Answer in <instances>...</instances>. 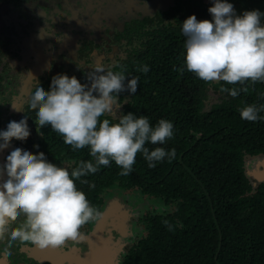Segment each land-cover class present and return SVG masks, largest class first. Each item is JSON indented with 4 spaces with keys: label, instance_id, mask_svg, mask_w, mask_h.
Instances as JSON below:
<instances>
[{
    "label": "trees",
    "instance_id": "1",
    "mask_svg": "<svg viewBox=\"0 0 264 264\" xmlns=\"http://www.w3.org/2000/svg\"><path fill=\"white\" fill-rule=\"evenodd\" d=\"M193 1L194 10L188 17L195 15L198 21L206 15L212 18ZM169 6L162 8L167 11ZM169 17L158 18L152 30L145 32L147 38L137 46L132 44L127 59L108 69H123L129 79L138 77V88L135 94H120L119 115L106 114L101 120L118 123L131 112L147 117L153 127L160 119L170 121L173 138L146 147L150 151L155 147L168 152L175 149V158L169 162L166 157L149 167L138 154L128 176L119 175L122 169L112 161L81 178L95 187L80 181L76 185L99 212L106 194L114 188L130 193L133 199L137 194L145 203L164 210L139 217L145 236L130 246L123 264H264V180L254 182L248 173L249 166L264 159V119L249 122L240 115L246 106L264 105V82L244 86L206 83L188 72L182 32L188 17L172 13ZM145 65L147 73L138 71ZM181 67L183 74L174 70ZM76 78L86 83L82 76ZM221 87H248L249 91L232 97L221 92ZM29 114L36 117L31 108ZM259 115L264 117V112ZM29 130H36L33 121ZM40 131L49 162L64 167L62 160L71 159L69 172L80 161L94 162L88 147L73 150L50 125Z\"/></svg>",
    "mask_w": 264,
    "mask_h": 264
},
{
    "label": "clouds",
    "instance_id": "2",
    "mask_svg": "<svg viewBox=\"0 0 264 264\" xmlns=\"http://www.w3.org/2000/svg\"><path fill=\"white\" fill-rule=\"evenodd\" d=\"M208 12L211 20L198 21L192 15L182 24L186 70L206 83L223 81L244 86L264 82V13L251 10L236 15L228 0H213ZM39 38L43 39L40 34ZM174 70L183 74L184 67ZM138 71L147 73L149 69L145 65ZM138 79L127 78L123 69L106 71L103 65H97L86 76L87 83L75 76L57 74L52 77L50 90L37 84L30 108L36 111L40 128L50 125L73 150L88 147L94 162L80 161L69 172L49 162L43 152L32 154L19 147L10 152L6 163L0 164V242H7L6 253L17 241L40 249L84 241L86 237L80 229L99 219L101 213L78 189L76 181L89 184L81 178L95 174L101 166L114 161L122 169L119 175L128 176L138 154L143 155L149 167L166 157L169 162L175 158V149L168 152L155 147L150 151L146 147L147 143L163 145L173 138L170 121L160 119L153 127L147 117H136L131 112L122 115L118 123L101 120L119 110L121 93L137 92ZM220 91L236 97L249 88L221 87ZM260 112H264V105L253 104L241 109L240 115L255 122L264 119ZM29 136L27 117L10 121L7 129L0 131V152L10 147L13 139L26 141Z\"/></svg>",
    "mask_w": 264,
    "mask_h": 264
},
{
    "label": "flooded vegetation",
    "instance_id": "3",
    "mask_svg": "<svg viewBox=\"0 0 264 264\" xmlns=\"http://www.w3.org/2000/svg\"><path fill=\"white\" fill-rule=\"evenodd\" d=\"M190 1L0 0V131L6 130L10 121L19 122L27 117L28 127L33 121L36 130L25 141L26 148L35 154H46L41 144L44 134L40 131L36 117L29 114L30 97L37 84L48 91V83L57 74L82 76L86 80L85 72L74 74V69L83 67L91 72L97 65L105 67L108 63H111L109 68L113 67L127 59L133 45L137 46L142 39L147 38L145 32L152 30L158 18L164 16L165 20H169V13L178 14L182 18L188 17L191 14ZM241 2L239 4L242 7ZM165 5H170L167 11L162 8ZM39 34L43 39L39 38ZM22 142L24 141L18 140L17 143ZM13 145L15 139L12 140L11 147L0 152V164H5L8 156V151H5L9 150L10 153L15 149ZM36 145L39 147H35ZM69 160L71 159L62 160L61 164L67 168L72 164ZM104 209L103 206L101 216ZM118 219H114V222ZM95 223L96 221L89 222L80 229L85 237L89 236ZM107 227L109 226L103 224L95 231L98 235L97 242L100 241L101 232ZM135 228L131 227L132 236L136 234ZM122 239L124 242H135L126 236L119 238L120 241ZM93 244L92 238H86V241L79 243L68 242L64 247H48L43 250L54 255L60 251H72V264H123L128 251H124V247L116 257L109 253L110 250L97 256ZM33 246L35 245L30 247ZM10 257V264H31V259L26 255L21 257L14 253ZM47 261L46 264H55L53 259L49 258ZM64 262L60 264H71L72 261Z\"/></svg>",
    "mask_w": 264,
    "mask_h": 264
},
{
    "label": "rangeland",
    "instance_id": "4",
    "mask_svg": "<svg viewBox=\"0 0 264 264\" xmlns=\"http://www.w3.org/2000/svg\"><path fill=\"white\" fill-rule=\"evenodd\" d=\"M193 1V0H192ZM194 5L200 4L201 7L204 8L205 12L211 15L208 12V9L213 6V0H194ZM229 3H232L236 15H242L245 11H251V10H259L261 13H264V0H243L242 2L239 0H228ZM239 2H241L242 7L240 6ZM197 8V7H196ZM194 8H191V11H193ZM205 20H210L209 16L207 15V18ZM264 20V17L261 18V22ZM122 56H124L122 54ZM111 63L106 64L104 67L105 70H107L111 65ZM75 68L74 74L85 72L86 76L90 73L89 69H85L83 67ZM83 70V71H81ZM119 112V113H118ZM122 112L121 104L119 110L115 111L114 117L119 115ZM18 140H15V145H13V148H22L24 150H27L31 152L32 154H35V152L30 151L28 148H26V142L17 143ZM11 147V146H10ZM8 151V152H7ZM5 152L9 153V150H6ZM6 163V160L4 161ZM248 173L251 176V179L254 182H259L260 180H264V159H260L256 161L254 164L249 166ZM5 179H7L5 175ZM2 182V181H0ZM109 191V190H108ZM107 193V192H106ZM106 203L104 205V210L102 216L96 220V223L94 226L90 229L91 233L86 238L90 239L92 238L94 244V248L96 249L97 256L99 254H104L105 251L110 250L109 253L119 254L122 248L124 247V251H127L130 246L133 244V242L128 241L124 242L125 240L122 239L121 241L119 238H124L125 236L127 239H133L138 240L141 237L145 236V229L142 227L143 224L139 221V217L141 218L145 212H163V209H160L156 206H153L151 203H145L146 199H142L141 197H138L137 194L135 195V198L133 199L131 194H126L122 190L114 188L113 190L109 191L106 194ZM145 203V204H144ZM145 206V208H144ZM144 208V211L140 210ZM111 217V219H109ZM119 218L118 221L115 223L114 219ZM107 219V220H105ZM23 220V217H21V221ZM105 224V226H109L105 228L104 231L100 234V241L97 242L96 238L98 235H96L95 231H98L99 228ZM113 225V227H111ZM116 225V226H115ZM14 227L16 225H13ZM136 227L138 229L137 233L135 235L132 234L131 227ZM99 227V228H98ZM82 231V230H80ZM100 232V231H99ZM86 234V233H85ZM95 240V241H94ZM124 240V241H123ZM86 241V239L84 240ZM125 244V245H124ZM32 246V244H30ZM116 257V256H115Z\"/></svg>",
    "mask_w": 264,
    "mask_h": 264
},
{
    "label": "water",
    "instance_id": "5",
    "mask_svg": "<svg viewBox=\"0 0 264 264\" xmlns=\"http://www.w3.org/2000/svg\"><path fill=\"white\" fill-rule=\"evenodd\" d=\"M29 245L27 243L20 244L18 241L14 242L6 253L4 250L7 248V242L5 241L3 245H0V264H10V256L14 255V253L19 254L21 257L26 255L27 258L31 259V264H46L49 258L53 259L55 264H60L67 260L72 261L71 264L74 262V252L72 251H60V253L54 255V253L50 254L48 250L45 251L35 246L30 247Z\"/></svg>",
    "mask_w": 264,
    "mask_h": 264
}]
</instances>
